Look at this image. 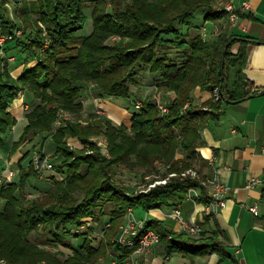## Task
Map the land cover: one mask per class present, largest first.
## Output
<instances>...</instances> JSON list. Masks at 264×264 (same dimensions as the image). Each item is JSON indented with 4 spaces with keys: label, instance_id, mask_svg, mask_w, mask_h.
I'll use <instances>...</instances> for the list:
<instances>
[{
    "label": "trees",
    "instance_id": "trees-1",
    "mask_svg": "<svg viewBox=\"0 0 264 264\" xmlns=\"http://www.w3.org/2000/svg\"><path fill=\"white\" fill-rule=\"evenodd\" d=\"M223 1L38 0L31 6L25 4L21 12L16 10L31 41L24 37L15 40L6 45V51L17 48L21 58L34 59L35 64L19 78L8 68H0V145L18 121L9 106L19 91L26 90L31 101L40 102L27 113L22 137L31 133L42 134L43 139L51 137L59 162L55 168L65 178H53V187L37 197L28 196L30 191L39 192L35 181L42 174L33 158L24 161L30 156L28 152L20 161L18 179L0 185V264H98L100 257L109 256V249L122 258L130 248L113 240L129 208L172 206L191 189H200L209 201L204 176L198 171L195 176L184 174L196 168L200 158L197 149L205 145L202 130L222 116L227 104L264 93L261 88L254 89L244 70L251 36L228 28L209 40L202 34H190L199 13L204 14L203 20L229 16L227 10L216 8ZM2 3L0 15L4 13ZM88 6L94 8V29L87 36H79L87 21ZM10 24L11 29L16 25ZM116 35L120 40L108 44ZM235 46L237 51L233 52ZM142 68L158 75L162 90L176 93L167 113H161L157 101L148 97L140 109L132 111L129 124L100 117L102 120L87 125L68 120L55 126L61 110L79 113L83 109L80 97L86 83H97L100 96L136 100L130 87L140 86L137 75ZM197 87L211 91L213 96L199 102L194 96ZM100 132L110 138L111 157L90 140ZM69 137H77L84 147L73 148L67 142ZM180 152L183 157H177ZM123 165L142 178L176 174L165 184L134 194L130 186H123L115 178L116 167ZM105 206L110 208L107 212ZM209 215L215 219L214 214ZM87 219L105 221V225L108 221L107 238L95 246L92 238L86 237L64 261L29 238L32 231L42 227L57 244L63 243L66 229L79 227ZM216 226L219 228L217 222ZM145 229L159 233L158 245L167 252H185L192 257L217 252L221 262L237 264L227 241L219 236L223 233L220 228L219 233L191 235L176 230L167 220L150 218Z\"/></svg>",
    "mask_w": 264,
    "mask_h": 264
},
{
    "label": "crops",
    "instance_id": "crops-1",
    "mask_svg": "<svg viewBox=\"0 0 264 264\" xmlns=\"http://www.w3.org/2000/svg\"><path fill=\"white\" fill-rule=\"evenodd\" d=\"M233 1L239 5L244 0ZM247 1L251 9L241 12L238 26L230 29L251 36L248 61L244 70L254 83V89H264V0ZM8 53L12 54L14 50H9ZM24 57L17 56L12 64L11 69L16 76L25 73L31 67L29 64L32 60ZM194 96L199 102H203L212 97L213 93L197 87ZM133 100L127 99L126 102H122L120 97L91 95L84 98V110L88 114L94 112L95 107H99L116 123L129 124L132 116L130 106L134 104ZM37 104L38 101H31L25 107L30 108L28 110L30 112ZM19 120H22V117H19ZM202 135L205 145L197 149L200 158L195 162V169L204 176L203 182L209 196L215 174L229 187L226 204L214 214L215 219L207 213L206 198L200 189L189 190L190 193L188 191L186 196L175 205L141 210L138 212V218L167 220L176 230L181 231L178 221L172 216L177 205L187 219L201 225L202 232L210 234L213 231L218 232L220 228L226 238L223 233L218 232L219 236L227 241L228 250L237 259V264H264V93L227 104L222 116L218 120L211 121L202 130ZM5 137V144H8V138ZM33 137L35 142L42 143L43 135L36 134L32 139ZM77 139L74 137L71 140L76 142ZM5 144L1 145V149L6 154L9 151V144ZM45 148H47L45 152L55 156L56 148L51 140ZM17 154L13 160H18L19 151ZM183 156L182 152L177 155V157ZM30 158H33V154L25 162ZM212 158H215V161H212ZM5 170V164L0 162L2 176ZM47 171L50 175L46 176V182L52 178L59 179L57 176H65L57 169V176L52 171ZM252 178H258L260 182L254 187H248V181ZM38 181H35L36 186ZM253 206L258 208V214L251 210ZM136 259L139 264H232L231 260L221 262L220 254L217 252L192 257L185 252H167L158 244L145 254L136 256Z\"/></svg>",
    "mask_w": 264,
    "mask_h": 264
},
{
    "label": "rangeland",
    "instance_id": "rangeland-1",
    "mask_svg": "<svg viewBox=\"0 0 264 264\" xmlns=\"http://www.w3.org/2000/svg\"><path fill=\"white\" fill-rule=\"evenodd\" d=\"M37 1L38 0H11L7 3H2V1H0L2 3L1 5L4 6V13L3 15H0V68H4V67L8 68L10 71V74L16 78H19L20 76L25 74V73H22L16 76L14 75L11 69L12 64L17 59V56H19V54H17L19 53L18 52L19 50L18 49L16 50V48L13 49L14 53L16 52V54L8 53V51H6L7 49L6 45L14 42L15 40H18V39L20 40L23 37L27 38L28 41H31L30 38H28L24 27L21 25L20 19L18 20V18L16 17L17 16L16 10L21 12L22 7L25 4H29L31 6ZM230 1L232 0H224L222 3L216 4V8L219 11L224 10L226 4L229 3ZM107 7L110 9L112 5L108 3ZM93 10L94 8L92 6H88L85 8V13L87 15V21H86L85 26L81 30L78 31L79 36H87L93 32V29H94ZM196 20H203L202 13L198 14ZM11 22L12 24H16L13 29H11V24H10ZM198 22H196V26L191 27L190 34L192 36H195L197 34H202V37L205 40H209L213 38L218 33H220L223 29L235 28L232 25V22L229 16L224 17V18L222 17L219 19H208V20H203V21H198ZM39 24L43 28H45V25L43 24L42 21H39ZM120 38H121L120 35L113 36L110 40H108L107 43L110 44L112 42L118 41L120 40ZM236 51H237V46H235L233 49V52H236ZM21 52L22 50L20 51V53ZM20 55H23V54H20ZM31 60L32 62L29 65L32 67L35 64V61L34 59H31ZM157 77L158 75L154 74L149 69L142 68L140 73L137 75V80H140V86L130 87L131 90L135 92L136 94L135 95L136 100H133L132 102L134 103L136 101L145 102V100L148 97H150L156 101L159 99L161 100L162 103H165L169 106L171 99L175 98L176 93L169 92V91L166 92L162 90L160 85H158L157 83L158 82ZM96 87H97V83L95 82L86 83L83 87L81 97H80V101L83 105V109H81L79 113L74 112V111H69V110H61L55 126L57 127L59 125H62L65 123V121H68V120H71V121L77 120L87 125L88 123L96 122L97 120H100V119L102 120V118L100 117H105V118L108 117L107 114H105V111L99 109V107H95L96 109L94 110V112L92 111V112H89L88 114L85 113L84 98H87L88 96H91V95L100 96L97 93ZM29 96L30 95L29 93H27L26 90H21L19 91L16 98L13 100L12 104L9 106V110L16 116L18 121L16 122L15 125H13L12 129L8 132L9 134H7L9 145L7 143L5 144V139H4L3 144L8 145V148H9V151L6 154L3 152V150L1 149V145H0V155H1L0 162L5 164L6 166V170L3 171L4 176L1 175L2 172L0 171V185L5 183L6 181H10V180H14L18 178L20 174V170H21L20 161L24 159V157L26 156L28 152L31 156L32 154L33 156L36 154L43 155V156H49V159L51 162H53L54 164L59 163L55 159L56 158L55 156H57L56 154L54 156V155H51L45 152V150L47 149L45 147L47 146L48 142L50 140L52 141L51 137L43 139L42 143L35 142L34 141L35 137H33L32 139V136L35 135L34 133L33 134L31 133L30 136H28L27 138L22 137L24 134L25 126L28 122L27 113L29 112L28 110L30 109V108L27 109L25 106L28 103L30 104L32 100L30 99ZM100 97H103V96H100ZM19 99L20 101L17 102V100ZM126 100H127L126 98H121L122 102H126ZM33 101H36V102L38 101V104H39L40 99H34ZM130 108H131L130 112L136 110L134 104H131ZM161 113H164V112L161 111ZM19 117H22V120H19ZM25 122L26 124L24 125ZM72 138L74 137H69L67 139V142L69 145L73 146V148H83L84 147L79 139H77L76 142H74L73 140H71ZM90 140L95 141V143L98 145V147L102 149L105 155L108 157H111V154H110L111 142H110L109 136L105 132H100V133L92 135L90 137ZM12 151L13 153L11 154ZM18 151L20 153L19 158L17 156L18 160H13L14 156L18 153ZM116 169L118 173L115 178L118 181V183L122 184L125 187L130 186L131 189L129 191L134 194L143 192V191L144 192L149 191L151 188L159 184H165L168 181V179L171 176H173L171 175L172 173H170L169 176L164 177L160 173V174L147 175L145 178H142L141 176H138V174L135 175L134 173H131L130 170L126 167V165L116 167ZM12 170L14 171V174L10 172ZM45 171L47 170L44 169L42 172L43 176H39V180H40L38 181L39 183H36L39 189L37 191L39 192L33 193V191H30L27 193L28 196L37 197L39 196V194H43L44 191H47L48 189L54 186L53 178L47 182L45 181L46 176L50 175L49 171L47 172ZM63 178H65V176H60L59 179L57 178L55 179L62 181ZM162 180H166V182H163ZM2 203L3 202L0 201V206ZM110 205L111 204H109V206ZM105 207H106L105 211L107 212L110 208L108 206H105ZM130 210L134 211L135 217L137 218V220H139L138 212L143 209L142 208H136V209L129 208L125 216V220L119 226L118 233H117L118 235L116 236V238L114 237V240H113V241L118 242L123 247L130 248V252L127 253L125 257L120 258L119 257L120 253H117L116 250L109 249L108 250L109 256L100 257L98 264H139L138 259H136V256H141L142 254L146 253V250H143L141 252L136 250L139 244L133 245L130 243L134 242L133 241L134 239L136 240L141 239L144 236V234L147 233L150 229H145L146 220H140L142 222L140 221L134 222V223L132 222L128 230H126L124 226L127 225V223L129 222L130 212H131ZM104 218H107V217H104ZM73 226L74 227L70 226V228L66 229V233H65L66 235H65L63 243L57 244L54 241L55 238L53 237V235L47 234V232H45V229H42V227L39 230L32 231L29 238L34 244L42 246L41 249L45 246L49 248L52 254L56 255V257L54 256V258L64 261L68 258L69 255L73 254V251H74L73 249H78L84 243L86 237L88 236L92 238V243L95 246H99L102 239L105 236H106L105 238H107V232H108V228L110 227V224L108 223V221H107V225H105V221H100L96 219L94 220L87 219L85 223L80 225L79 227L75 225ZM135 231H136V234L133 233ZM78 233H83V236H77L76 234ZM48 240H52V241L48 242ZM158 242L155 245H153V247L156 246ZM47 262L48 263L46 264H57L54 261H47ZM42 263H45V262L43 261Z\"/></svg>",
    "mask_w": 264,
    "mask_h": 264
},
{
    "label": "built area",
    "instance_id": "built-area-1",
    "mask_svg": "<svg viewBox=\"0 0 264 264\" xmlns=\"http://www.w3.org/2000/svg\"><path fill=\"white\" fill-rule=\"evenodd\" d=\"M251 9V5L247 0H244L241 2V4L237 5L233 0L230 1L229 3L226 4L225 6V10L228 11L229 13V18L231 19L232 25L233 26H238L239 24V18H240V12H244V11H248ZM215 96L216 98H219V94L216 90L215 92ZM158 103V107L160 109V111H163L164 113L169 111V107L167 104L162 103L161 100H157ZM143 105V102L141 101H136L134 103V106L136 108V110L140 109ZM101 112V111H99ZM1 156V155H0ZM212 161H215V158L211 159ZM33 163L35 165L36 168H38L41 172H43V170H50L52 171L55 175H56V168H55V164L53 162L50 161L49 156H45L42 157V155L36 154L33 156ZM12 174H14V171H10ZM189 173L192 174L193 176L197 175V170L195 169H190L188 171H186L184 174ZM176 173H172L171 175H175ZM41 176H43V174H41ZM57 176V175H56ZM58 178L60 176H57ZM163 182H166V180H162ZM260 182V179L258 178H252L248 181L247 186L248 187H254L255 185H257ZM212 190H211V194H210V199L207 203V213L208 214H216L220 211V209L222 207L225 206L226 204V198H227V194L229 191V187L221 182L218 178H217V174L214 175V178L212 180ZM193 190V189H191ZM190 193V191H189ZM251 210L254 211L256 214L259 213V210L257 207L253 206L251 207ZM130 218H129V222L127 223V225H125V229L128 230L129 226L131 225V223L133 222H138L140 220H137V218L135 217V214L133 212V210H130ZM172 216L178 221V224L180 226L181 231H186L191 235H199L202 231L203 228L201 227L200 224L195 223L189 219H187L182 212V209L180 207H177V205L175 206L173 212H172ZM142 222V221H140ZM134 234H136V231L133 232ZM160 240V235L159 233L154 230V229H150L147 233L144 234V236L139 239L136 240L134 239V242H129L130 244L133 245H138V248L136 249L137 251L141 252L143 250L146 251H150L153 248V245H155L158 241Z\"/></svg>",
    "mask_w": 264,
    "mask_h": 264
},
{
    "label": "water",
    "instance_id": "water-1",
    "mask_svg": "<svg viewBox=\"0 0 264 264\" xmlns=\"http://www.w3.org/2000/svg\"><path fill=\"white\" fill-rule=\"evenodd\" d=\"M262 91L264 92V89H263ZM252 96H256V94H253V95H251V96H249V97H252ZM249 97H247V98H249ZM247 98H241V99H239V100H237V101H235V102H240V101L245 100V99H247Z\"/></svg>",
    "mask_w": 264,
    "mask_h": 264
},
{
    "label": "bare ground",
    "instance_id": "bare-ground-1",
    "mask_svg": "<svg viewBox=\"0 0 264 264\" xmlns=\"http://www.w3.org/2000/svg\"><path fill=\"white\" fill-rule=\"evenodd\" d=\"M20 100H17V102H19ZM16 103V102H15ZM19 104V103H18Z\"/></svg>",
    "mask_w": 264,
    "mask_h": 264
}]
</instances>
